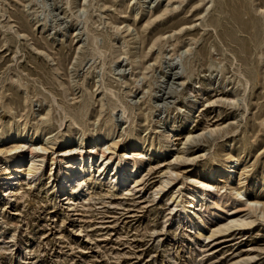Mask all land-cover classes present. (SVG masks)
I'll return each mask as SVG.
<instances>
[{"label": "rangeland", "instance_id": "obj_1", "mask_svg": "<svg viewBox=\"0 0 264 264\" xmlns=\"http://www.w3.org/2000/svg\"><path fill=\"white\" fill-rule=\"evenodd\" d=\"M101 131L136 184L67 200L45 176L0 183V264H264V219L245 208L264 203V0H0V149L22 132L60 158ZM211 169L219 196L176 223L180 184ZM234 217L249 226L211 237Z\"/></svg>", "mask_w": 264, "mask_h": 264}, {"label": "bare ground", "instance_id": "obj_2", "mask_svg": "<svg viewBox=\"0 0 264 264\" xmlns=\"http://www.w3.org/2000/svg\"><path fill=\"white\" fill-rule=\"evenodd\" d=\"M50 96L51 102L56 105L58 114V110H60L61 113L57 119L56 126L58 129H60L63 127L67 115L64 107L57 103V96ZM190 109H193V105L190 107ZM110 134L111 131H101L100 133H94L91 134L90 137H87V135L83 133L81 137L75 140L74 144L72 143L71 146L65 149H60L59 152L61 153L59 154H61V156L59 158V156H55V150H52L51 155L45 157L36 151V147L25 149L27 146L26 144L32 142L34 134L23 135L22 132L10 133L7 137L1 138H15V142L11 146H6L5 148L0 149V183L7 185L8 183L10 184L14 180L19 179V177H21L23 180L37 182L45 176L46 180L49 181V183H45L47 190H54L56 193L60 191L66 196L67 200L75 198L83 192L85 193L95 180H104V186L109 189L122 187L129 182H134L136 184L137 178L131 180V176L137 173V168L133 165V160L124 158V155L127 153H124L123 156H121V154L117 155L116 157L113 156V152L115 153L119 143H111L110 147L106 148L105 152L110 150H113V152L108 154H106L103 150L97 151L99 146L109 142L108 138L110 137ZM170 135L171 131L162 132L160 136L162 142L169 141L168 139ZM70 137V134H66L65 138H60L57 140V143H65L67 141L70 143ZM133 143H135L134 140L130 141L126 148H128ZM87 145H89V147H87ZM37 150H39V148ZM43 150H45V148ZM141 154V152H137L134 154V156L138 157ZM25 159H28L27 162L29 165L27 164L28 167H26L27 165L25 164V168L21 170L20 168L22 167L19 168V166ZM45 159L48 160V163L46 167L43 168L42 163L38 164V162H42ZM94 160L96 165L93 163ZM233 162L234 157L228 154L225 164L219 167L220 170L218 173L226 174L225 177L227 180L225 183L229 181V177L231 176L230 171L232 169ZM128 167L129 169L131 168V171L127 170ZM87 174L91 176V181H81L82 177L86 176ZM208 175L212 178H203L196 183V187H193L192 178H187L184 182H182V184H180L179 191H186L187 194H184V201H173L174 205L172 207L177 209V214L175 216L176 223L193 221L191 219H193V217L195 218L196 216L191 212L192 209H194L199 203L203 204L202 202H205L208 197L213 199L219 196L216 195V193H213V180L217 177V172L214 173V169H211ZM167 184L168 183H165L164 185ZM164 187L165 186H160V191H162ZM78 191L79 194L76 195L75 193ZM240 195V193H236V196ZM216 204L217 203L214 201L213 205L217 207ZM245 208L252 213H259L261 218L264 219V203L261 204L260 201L255 199L249 200L247 201ZM196 219L198 222L202 221L201 217H196ZM246 226H249V223H246V219L241 220V217H234V219L229 218L225 223L220 224L217 228H215L214 231H212L211 237L221 233H228L235 229L241 230ZM200 236L203 237L201 234Z\"/></svg>", "mask_w": 264, "mask_h": 264}]
</instances>
